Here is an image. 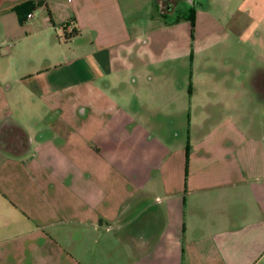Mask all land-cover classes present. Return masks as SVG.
Segmentation results:
<instances>
[{
	"label": "crops",
	"instance_id": "1",
	"mask_svg": "<svg viewBox=\"0 0 264 264\" xmlns=\"http://www.w3.org/2000/svg\"><path fill=\"white\" fill-rule=\"evenodd\" d=\"M192 1L0 0L13 59L40 31L62 33L76 51L59 62L66 85L50 92L36 77L49 68L0 72V264H264V122L182 140L175 95L155 102L165 129L129 125L140 103L119 96L136 81L125 58L141 51L150 19ZM220 2L237 34L264 25V0ZM26 4L20 22L14 9ZM236 84L232 101L263 102L264 69ZM85 85L88 105L107 104L96 121L80 97L63 95Z\"/></svg>",
	"mask_w": 264,
	"mask_h": 264
},
{
	"label": "rangeland",
	"instance_id": "2",
	"mask_svg": "<svg viewBox=\"0 0 264 264\" xmlns=\"http://www.w3.org/2000/svg\"><path fill=\"white\" fill-rule=\"evenodd\" d=\"M189 4L194 10V25L180 17L174 25L168 26L164 22L170 17L166 19L154 16L149 21L153 27L145 31L147 36L141 51H132L130 57L126 56L125 61L128 60L138 69L133 75L129 73L125 77L132 80L135 78L136 81L129 83L124 92L119 89V96H136L140 103L138 111L128 124L134 128L141 126L144 129H165L167 124L164 123L167 121L155 102L158 99L159 103L162 101L160 98L167 96L174 100L175 95L174 127L181 132L182 140L188 130L194 135H206L229 129H263L264 100L259 104H250L246 100L236 103L229 95L243 90L237 87V81H247L253 75L257 78L261 69H264V25L244 24L240 34H237L235 21L226 17L227 9H224L220 0H208L207 9H203L199 0ZM177 9L184 10L182 5ZM14 12L16 13L15 10ZM33 12L36 16L39 13L37 9ZM170 16L172 19L175 14ZM6 17V13L0 12V72L7 73L10 66L22 69V66L37 65L42 69L49 68L46 74L36 76L44 82L43 87H64L67 83L66 70L59 65L60 59L76 52L70 51L69 41H64L60 32L59 37H56L54 34L38 31L35 36L19 41V53L13 59V51L8 53L5 45H16L17 41L5 36L2 22ZM22 36L29 35L22 33ZM74 46L72 45V49ZM82 74V78L90 75L87 72ZM37 79L34 77L31 80L32 89L36 88ZM84 83L88 82L82 81L80 85ZM47 90L50 92V88ZM11 94L16 96V89ZM63 95L65 98L80 97L82 103L79 108L86 107L94 121L100 112V106H107L105 103L87 104L89 97L94 98L87 85L66 90ZM66 100L62 104L67 107ZM128 106L130 110V103ZM169 106L171 105L168 103L161 105L164 109ZM92 114L95 115L91 117ZM45 122L50 123L48 119ZM169 124L173 126L172 123ZM209 138L214 139V136Z\"/></svg>",
	"mask_w": 264,
	"mask_h": 264
},
{
	"label": "trees",
	"instance_id": "3",
	"mask_svg": "<svg viewBox=\"0 0 264 264\" xmlns=\"http://www.w3.org/2000/svg\"><path fill=\"white\" fill-rule=\"evenodd\" d=\"M30 7H31L30 4H26V5H23L21 7H16L14 9L16 11V14H17L18 19H19L20 22L23 21L22 12L24 10H30ZM160 11H161V15H166V14L169 13L167 11V8H164V7H161ZM178 11H180V9H175V11L173 13V14H175V16H173L174 20L172 22H170V24H175V22L180 17H182V18H185L186 20L190 21V23L192 25H194V10H193V8L191 6L188 9H186V10H182L180 12H178ZM77 34H78V31L77 30H72L70 34H65V39L69 40V39L75 37Z\"/></svg>",
	"mask_w": 264,
	"mask_h": 264
},
{
	"label": "built area",
	"instance_id": "4",
	"mask_svg": "<svg viewBox=\"0 0 264 264\" xmlns=\"http://www.w3.org/2000/svg\"><path fill=\"white\" fill-rule=\"evenodd\" d=\"M27 18H31V14H28V15H27Z\"/></svg>",
	"mask_w": 264,
	"mask_h": 264
}]
</instances>
